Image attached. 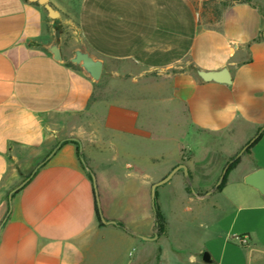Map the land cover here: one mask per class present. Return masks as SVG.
<instances>
[{"label":"crops","instance_id":"0c3cea01","mask_svg":"<svg viewBox=\"0 0 264 264\" xmlns=\"http://www.w3.org/2000/svg\"><path fill=\"white\" fill-rule=\"evenodd\" d=\"M50 4L56 19L0 0V264H264V194L246 183L264 169V131L219 187L264 127V0L228 6L213 26L199 0H81L72 42ZM78 47L104 60L105 96L69 64ZM223 68L231 84L198 75ZM166 114L181 129L168 165L169 146H147ZM197 132L234 146H194ZM180 164L191 178L180 169L156 188L159 235L152 188ZM89 171L103 216L125 229L100 225Z\"/></svg>","mask_w":264,"mask_h":264},{"label":"rangeland","instance_id":"374dc122","mask_svg":"<svg viewBox=\"0 0 264 264\" xmlns=\"http://www.w3.org/2000/svg\"><path fill=\"white\" fill-rule=\"evenodd\" d=\"M81 0H53L56 7H58L62 13H63V19L64 21L60 23L59 28L61 31H64V35L68 42H72L75 39L79 38V32L76 27V9L79 5ZM247 0H199V10L200 12V18L201 21L207 25L213 26L215 24V21H217L223 12L225 8H227L230 5H233L235 3H240ZM251 1V0H248ZM65 39V40H66ZM119 68H124L132 70V71H139L133 64L130 63H121L118 65ZM100 87L101 96H105L106 90L109 88L108 85V77L101 78L100 82L97 83ZM139 84H132L131 82H128L126 86L127 90L129 92H138L140 90ZM152 89H146L144 88V93L149 95L153 91ZM171 116V115H170ZM160 117V116H159ZM160 120V119H159ZM164 120V122L167 123V121L171 122L169 125H161L159 123V129L162 130V141H158L155 144L147 145V146H169L168 148L170 151L168 153L169 155L165 156V164L168 165L171 162L175 161V158L177 157L176 151L173 150V146H177L176 139L181 135V129H178L173 122V118L167 117V114L163 116V118L160 120V122ZM183 130V128H182ZM192 141L191 134L189 138L185 139V143L188 141L189 143ZM235 138L233 136H216V135H208L205 133H196L195 134V142H192L191 144H194V146H234Z\"/></svg>","mask_w":264,"mask_h":264},{"label":"water","instance_id":"95a60500","mask_svg":"<svg viewBox=\"0 0 264 264\" xmlns=\"http://www.w3.org/2000/svg\"><path fill=\"white\" fill-rule=\"evenodd\" d=\"M31 1L38 2L39 4L43 5L47 9L48 14L51 18L56 19L59 17V13L57 11H55L53 6L50 4V0H31ZM48 50L51 52V54L53 55V58L56 61L61 62L63 60V54H62L61 46H60L59 42L57 41V38H55L53 40V42L48 46ZM69 60L71 63L75 64L76 66H79L83 70V72L94 83L100 82V80L103 76V72H104V63L105 62L103 59L98 58V57L94 56L93 54H91L89 51L83 50L82 48L78 47V48H75L73 55ZM198 75L201 77L202 80H204L206 82L214 81V82H219V83H224V84H231L232 83L231 73H230L228 68H223V69L218 70V71L198 70ZM245 150H246V147H244L242 149V151L240 152V155H242ZM82 160L84 162L83 158H82ZM37 169L32 173V175L28 178V180L35 174ZM180 169L184 170V172L187 175L189 174L188 167L184 164H180V165L176 166L163 180L154 184V186L152 188L153 206H155L156 188L159 185H162V184L166 183L167 181H169L173 177V175ZM225 172H226V169L223 171L221 179H222ZM92 176H93L94 184L97 187L95 175H92ZM26 182L22 183L19 186V188H17L15 191L22 188ZM246 183L251 185L252 187H254L255 189L259 190L261 193L264 194V169H259L255 172H253L252 174H250L246 178ZM98 200H99V198H98ZM99 208H100V212L102 215L103 222H105L106 224H111V223L114 224L115 221H107L105 219V217L103 216V212H102L100 203H99Z\"/></svg>","mask_w":264,"mask_h":264},{"label":"trees","instance_id":"16d2710c","mask_svg":"<svg viewBox=\"0 0 264 264\" xmlns=\"http://www.w3.org/2000/svg\"><path fill=\"white\" fill-rule=\"evenodd\" d=\"M243 2H249L248 0L247 1H243ZM70 65H74L73 63H69ZM98 85V84H97ZM263 131H264V127L257 133V135L245 146L246 147V150L245 151H248V150H250L252 147H254L256 144H257V142L260 140V138H261V136H262V134H263ZM78 154H79V158H82V155L80 154V152H78ZM240 160H241V155H240V152H238L235 156H233L228 162H227V164L225 165V167H224V170L226 169V172L224 173V175H223V177H222V179H221V184L219 185V187L222 185V184H224L225 183V181H226V178H227V175H228V173L232 170V169H234L238 164H239V162H240ZM46 162V161H45ZM44 162V163H45ZM43 163V164H44ZM81 163L83 164L84 162H82L81 161ZM43 164H41V165H39V167H38V169L40 168V167H42V165ZM83 166H85L84 164H83ZM92 175H95L93 172H91V171H89V177L91 178V180H92V182H93V185H94V192H95V199H96V214H97V218H98V220H99V223H100V225H104V224H106L105 222H103V220H102V215H101V212H100V208H99V200H98V198H99V195H98V191H97V187H96V185L94 184V180H93V176ZM189 177L191 178V173H189ZM191 188L189 187V190H190ZM21 190V188L20 189H18L17 190V192L18 191H20ZM154 208H155V216H156V220H155V226H156V228L158 229V232H159V235H161V234H164L165 232H166V227H167V223H166V221H165V219H164V217H163V215L161 214V212H160V210H159V207H158V204H157V192H156V199H155V206H154ZM6 222V220L4 221V223ZM3 223V224H4ZM114 224H116V225H118V226H120V227H122V228H124L125 229V224L122 222V221H115V223Z\"/></svg>","mask_w":264,"mask_h":264},{"label":"clouds","instance_id":"9594fccd","mask_svg":"<svg viewBox=\"0 0 264 264\" xmlns=\"http://www.w3.org/2000/svg\"><path fill=\"white\" fill-rule=\"evenodd\" d=\"M191 259V258H190Z\"/></svg>","mask_w":264,"mask_h":264}]
</instances>
